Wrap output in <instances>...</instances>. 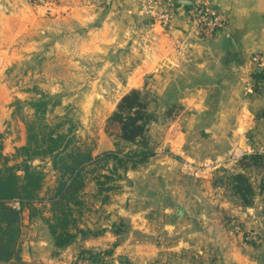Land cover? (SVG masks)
<instances>
[{
  "label": "rangeland",
  "instance_id": "rangeland-1",
  "mask_svg": "<svg viewBox=\"0 0 264 264\" xmlns=\"http://www.w3.org/2000/svg\"><path fill=\"white\" fill-rule=\"evenodd\" d=\"M29 2L23 0L10 10H0V153L11 157L25 144L23 119L33 116L27 102L44 93L56 97L58 102L50 109V123L64 121L65 129L75 126L77 145L84 152L103 157L105 153L121 151L120 156L130 160L125 167L118 166L113 176L107 168H100L102 165L88 168L82 198L85 206L80 212L75 209L77 223L72 231L88 230L91 234L84 237L78 233L69 247L55 248L48 227L26 211L22 222L23 261L26 264H240L246 255L254 260L263 258L264 250L258 245L259 234L255 229L264 225V160L251 167L244 166L245 173L239 170L224 173L223 163L219 170H214L210 160L187 158L184 146L207 148L209 139L202 137L198 141L189 137L183 138L180 146L179 142L171 143L167 136L176 128L175 123L160 121L161 115L154 105L149 107V112L158 120L147 128L153 148L145 162L139 163L140 157L131 160L133 153L139 151L134 146H112V150L97 154L106 133V121L116 109L122 90L116 88L111 74L98 72L96 66L101 59L87 56L96 47L91 45L88 49L84 43V0H77L72 12L65 7L56 10L54 7L61 6L60 1L51 0L43 5ZM142 95L148 101L151 93L142 92ZM104 139L114 142L106 136ZM157 154H166L179 167L177 201L171 197L163 205L145 200L135 203L138 209L152 203L148 211L167 207L169 215L163 211L156 217L137 218L134 223L129 218L119 220L117 213L122 206L130 205L133 199L130 194L136 189L132 185L136 175L128 179L127 173L147 166ZM37 164L46 173V183L39 196L42 202L36 207L48 218L46 201L53 195L59 176L48 161ZM112 164V161L108 164L109 169ZM191 165L193 170L186 168ZM105 175L111 178L106 179ZM237 175L247 180V203L235 193L233 178ZM96 178L105 184L99 186ZM115 195L119 199L112 203ZM177 206L186 209L182 220L177 218ZM106 230H111L112 235L104 237ZM41 242L44 245L38 246ZM136 245H154L159 253L149 258V250H138ZM32 254L35 263L29 259Z\"/></svg>",
  "mask_w": 264,
  "mask_h": 264
},
{
  "label": "crops",
  "instance_id": "crops-1",
  "mask_svg": "<svg viewBox=\"0 0 264 264\" xmlns=\"http://www.w3.org/2000/svg\"><path fill=\"white\" fill-rule=\"evenodd\" d=\"M56 1L61 3L55 5L56 10L65 7L70 12L77 3ZM175 1L178 14L171 28L163 30L143 14L141 0H84V43L86 48L96 47L87 56L101 59L96 66L98 72L114 77L116 88L122 90L117 103L132 90L151 93L149 107L157 108L160 121L175 123L176 128L167 136L171 143L179 142L180 146L182 139L189 137L201 141L209 131L207 148L184 146L187 158L210 160L214 170L223 163L224 173H245L244 166L253 165L246 158H264V65L252 62L255 56L264 58V0H212L224 15L226 27L214 36L202 38L193 32L186 15L180 14L179 3L194 0ZM21 3L23 0H0V10H10ZM190 8L186 6V12ZM105 136L110 138L106 133ZM105 136L97 154L114 147V142H106ZM237 150L244 156L234 161L232 156ZM178 168L172 158L157 154L147 166L130 170L128 179L136 175L132 182L136 189L130 194V205L122 206L117 218H129L134 223L137 218L156 217L158 212L169 215L167 207L148 211L152 203L138 209L135 202L163 205L171 197L176 202ZM115 198L116 195L112 203L119 196ZM106 231L104 237L112 235L111 230ZM255 231L259 234L258 245L264 250V225ZM136 248L149 250V258L159 253L154 245ZM29 259L35 263V254ZM240 264H264V257L254 260L246 255Z\"/></svg>",
  "mask_w": 264,
  "mask_h": 264
},
{
  "label": "trees",
  "instance_id": "trees-1",
  "mask_svg": "<svg viewBox=\"0 0 264 264\" xmlns=\"http://www.w3.org/2000/svg\"><path fill=\"white\" fill-rule=\"evenodd\" d=\"M58 105L57 98L40 94L38 99L27 102L32 110L31 119L25 117L26 142L11 157L0 153V264H26L21 256L22 222L26 211L31 218H40L48 227L55 248L69 247L78 233L91 234L88 230L73 232L77 219L75 209L84 205L83 194L87 186L88 168L102 165L110 174L116 175L118 166L125 167L130 159H124L120 152H108L96 156L91 151L84 152L77 145L75 126L65 129L66 122L50 123L48 115ZM156 118L149 112V102L141 91L132 90L121 98L116 109L108 117L105 125L106 134L114 140L117 148L126 143L138 148L131 160L140 157L139 163L145 162L152 154L148 125ZM252 164L263 161L261 156L246 158ZM48 161L58 174L53 195L46 203L50 217H43L37 203L46 183V173L37 162ZM113 162L109 169L108 164ZM129 163V162H128ZM126 170V168H125ZM104 178H111L104 176ZM98 185H104L99 178ZM234 189L242 201L247 203V180L243 175L233 178ZM18 203L20 209H14ZM100 234V233H99Z\"/></svg>",
  "mask_w": 264,
  "mask_h": 264
},
{
  "label": "built area",
  "instance_id": "built-area-1",
  "mask_svg": "<svg viewBox=\"0 0 264 264\" xmlns=\"http://www.w3.org/2000/svg\"><path fill=\"white\" fill-rule=\"evenodd\" d=\"M34 4L43 5L51 0H30ZM141 10L151 21L163 30H169L174 17L178 14V7L175 0H141ZM186 19L193 32L199 37H211L222 31L226 27L224 15L215 7L212 0H194L193 6L187 10ZM253 65L263 66L264 58L255 56ZM174 133L172 132V135ZM244 155L237 150L232 159L241 160ZM193 170L192 165L186 166ZM14 209L19 210L20 205L14 204Z\"/></svg>",
  "mask_w": 264,
  "mask_h": 264
},
{
  "label": "water",
  "instance_id": "water-1",
  "mask_svg": "<svg viewBox=\"0 0 264 264\" xmlns=\"http://www.w3.org/2000/svg\"><path fill=\"white\" fill-rule=\"evenodd\" d=\"M179 4H180V14H182L183 16L186 15V6L188 7L193 6V2H189V1H182ZM209 134H210L209 131H206L207 140L210 138ZM176 214L178 220H182L186 216L187 212L184 207L177 206Z\"/></svg>",
  "mask_w": 264,
  "mask_h": 264
}]
</instances>
